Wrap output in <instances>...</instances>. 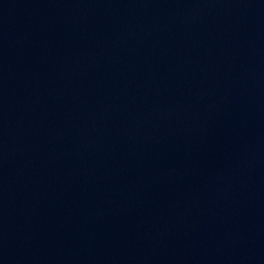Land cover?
Segmentation results:
<instances>
[{"label": "water", "instance_id": "95a60500", "mask_svg": "<svg viewBox=\"0 0 264 264\" xmlns=\"http://www.w3.org/2000/svg\"><path fill=\"white\" fill-rule=\"evenodd\" d=\"M0 264H264V0H0Z\"/></svg>", "mask_w": 264, "mask_h": 264}]
</instances>
